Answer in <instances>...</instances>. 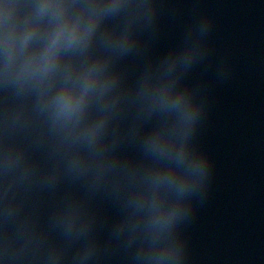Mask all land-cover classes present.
Masks as SVG:
<instances>
[{
	"label": "clouds",
	"instance_id": "1",
	"mask_svg": "<svg viewBox=\"0 0 264 264\" xmlns=\"http://www.w3.org/2000/svg\"><path fill=\"white\" fill-rule=\"evenodd\" d=\"M158 12L157 0H0L3 264L93 257L87 242L68 256L81 203L65 196L41 222L35 197L62 183L114 196L130 264H180L181 224L213 169L197 143L206 101L185 82L211 21L195 19L181 43L129 79L121 62L146 51Z\"/></svg>",
	"mask_w": 264,
	"mask_h": 264
}]
</instances>
